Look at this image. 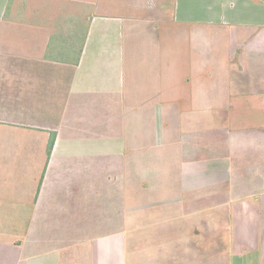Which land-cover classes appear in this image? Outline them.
<instances>
[{"label": "crops", "instance_id": "crops-1", "mask_svg": "<svg viewBox=\"0 0 264 264\" xmlns=\"http://www.w3.org/2000/svg\"><path fill=\"white\" fill-rule=\"evenodd\" d=\"M165 20L188 26L196 48L231 40L235 80L246 69L231 47L264 43V0H0V264H100V251L108 264L110 245L91 239L109 211L99 206H120L103 236H121L148 172L165 173L172 200L199 191L210 203L223 187L229 264H264V132L223 125L221 147L209 122L173 129L164 103L179 93L158 71ZM195 83L204 109L209 87ZM250 85L232 92H264Z\"/></svg>", "mask_w": 264, "mask_h": 264}, {"label": "rangeland", "instance_id": "rangeland-1", "mask_svg": "<svg viewBox=\"0 0 264 264\" xmlns=\"http://www.w3.org/2000/svg\"><path fill=\"white\" fill-rule=\"evenodd\" d=\"M185 29L188 30L189 27L171 25L165 20L159 30L158 41L162 54V61L158 66L162 77L159 83L164 88L165 85L173 86L179 93L178 99L173 97V101L169 96L176 93L163 94L169 98V102L164 105H168L166 109L170 113L173 129L176 126L182 129L187 122L194 125L209 122L210 138L221 147V142L225 139L223 125L232 132H264V92L260 96L242 89L232 92L233 88H238L241 84H251L249 88L264 87V43L231 47V52L237 51V55H241L239 64L246 69L245 77L238 76V80L244 81L240 83L232 76L237 74L230 71L231 64L227 60L231 40L215 38L209 43L199 41L196 48L194 42H190L189 34H181ZM201 70L203 72L199 73ZM198 74L209 87L207 95L210 103L204 109L195 104L199 97L198 91H195ZM229 84L231 87H228ZM224 88H229V91L225 92ZM242 88L248 89V86ZM220 155L222 153L218 149L211 153L210 158ZM165 157L162 165L169 162ZM162 175L165 173L148 172L146 182L142 183L145 188L140 189L141 192L139 189H132L131 200H125V207L128 204L131 206L129 230L124 232L125 235L110 234L111 237L104 238V230L108 229L112 233L118 228L120 206H99L98 213L109 211L108 214L104 212L105 225L96 233L99 236L91 239L100 249L110 245L108 264H229L230 256L226 250L227 229L230 226L224 218V208H219L224 188L214 187L208 191L211 198L206 200L210 203H202L199 191H192L187 197L172 200L170 194L176 188L168 187L166 182L161 183L159 180ZM176 175L172 171L171 176L176 178ZM166 176L170 180V172ZM206 213L210 214L209 220L204 218ZM128 219L126 218L127 221ZM102 223L103 220H99V224ZM87 236L88 234L81 239L86 242L89 240ZM99 256L100 264H107L106 253L100 251Z\"/></svg>", "mask_w": 264, "mask_h": 264}]
</instances>
